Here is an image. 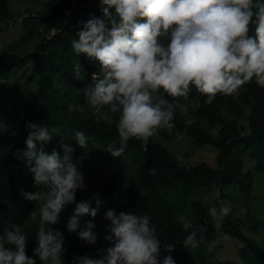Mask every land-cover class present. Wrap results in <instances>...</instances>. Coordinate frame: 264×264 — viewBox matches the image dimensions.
I'll use <instances>...</instances> for the list:
<instances>
[{
	"label": "clouds",
	"instance_id": "clouds-1",
	"mask_svg": "<svg viewBox=\"0 0 264 264\" xmlns=\"http://www.w3.org/2000/svg\"><path fill=\"white\" fill-rule=\"evenodd\" d=\"M99 5L102 16L82 21L71 47L99 63L100 75L91 77L95 82L85 87L84 95L97 122L102 119L109 128L115 123L118 141L104 147L114 158L124 155L130 140L140 141L146 151L150 138L161 131L173 135L177 115L185 126L194 124L196 115L181 102L190 99L193 89L211 105L217 94L239 95L253 80L264 88V0H99ZM73 74L79 81L87 75L81 64L74 65ZM200 107L199 99L193 101L192 113ZM69 108L84 111L82 105ZM26 127V148L13 155L25 163L34 186L44 189L20 192L39 202V218L36 211L29 215L37 227L36 246L28 255V236L11 223L0 232V264H38L37 258L40 264H65V236L51 225L74 204L67 230L96 245L97 225L93 220L81 225V218H95L103 202L99 193L77 202V190L86 191L87 185L70 144L61 143L63 155L45 149L54 136H63L61 129L31 121ZM74 140L85 149L95 143L83 130L74 132ZM204 202L214 219L231 212L215 181ZM104 217L111 222L104 236L110 246L99 248L96 256L74 255L69 264H176L174 246L164 244L162 253L160 233L148 214L108 208ZM178 221L187 233L184 247L198 248L206 229L186 215Z\"/></svg>",
	"mask_w": 264,
	"mask_h": 264
},
{
	"label": "trees",
	"instance_id": "trees-1",
	"mask_svg": "<svg viewBox=\"0 0 264 264\" xmlns=\"http://www.w3.org/2000/svg\"><path fill=\"white\" fill-rule=\"evenodd\" d=\"M80 8L86 9L92 16H102L99 0H45L41 9L33 12V16L27 14L19 22L22 31L28 33H32L37 25H43V33L36 42L34 51L17 56L10 52L9 48L0 50V115H5L4 126H1L0 122V232L11 223L20 225L28 236L27 254L33 255L37 227L31 223L29 215L31 211H36L39 218V202L24 199L20 192L44 189L42 186H34L32 174L25 163L13 155L17 148H26V123L31 121L49 129H61L63 136H54L45 145V149L51 152L55 148L63 155L61 143L70 144L73 148V162L78 166L82 164L85 148L76 143L74 132L83 130L85 135L95 142L93 144L90 141L88 147L95 149L100 162L108 167V172L99 174L96 178L85 174L87 190H77L76 200H87L94 193H99L103 203L96 217L103 218L105 226L111 223L104 217L108 208H115L117 213L131 211L136 214H148L160 233L158 238L161 240L162 253L164 244L174 246L171 254L176 264H189L190 258L197 264H235L228 259L208 256L209 246L217 236L218 226L224 235L239 241L237 252L241 261L245 264H264V240L258 236H250L243 230V226L247 224L246 226L257 233L264 231V216H254L246 211L242 218L240 213L235 212L233 203L234 187L245 200L253 199L251 192L254 178L252 170L244 168L242 153L247 151L256 161L255 168H262L264 88L253 80L242 87L238 98L217 94L211 105L204 104L206 97L193 89L189 101L199 99L201 104L195 113H192V108L189 107L190 114L197 117L196 122L185 126L184 118L180 116L176 117L175 122L177 126L184 128L194 145L207 143L218 150L216 166L205 160L193 164L180 163L168 151L167 146L155 137L150 138L146 151L140 141L130 140L124 155L114 158L104 147L113 140L118 141L115 123L109 128L102 119L97 122L84 95L85 87L95 82L91 77L100 75L99 63L89 62L85 54L77 55L71 47V31L78 24ZM10 14L8 0H0V19L9 17ZM36 17H40L42 22L36 23L32 20ZM52 27L57 31L49 35L47 30ZM28 63L31 66V72L26 76L28 81H21L25 71L23 69ZM76 64H81L82 71L87 74L83 81L74 78L73 68ZM19 69L23 71L20 78L13 83L15 91L13 90L7 98L4 92L11 84L10 76L16 75ZM35 75L36 78L32 79ZM32 81H35L34 89L29 88ZM70 105H82L84 111L73 110V116H68ZM242 105L248 107L247 113ZM223 108L229 109L235 117L225 118ZM244 115L249 126L247 133H243L245 123L239 121ZM115 119L113 116L114 121ZM204 120L210 126L217 127V134L202 125ZM174 134L168 135L167 132L161 131L159 135L169 139ZM60 139L62 141H59ZM127 159H130L134 166L126 179L125 191L122 192L121 168ZM151 169H155V172ZM213 181L220 190L221 198L231 205V212L221 217L217 226L204 199H190L198 190L205 197ZM177 186L181 192H171ZM188 203L191 210L186 213ZM92 206L95 207L94 200ZM74 207V204L67 205L61 213L60 222L51 225L62 231L65 239L77 236V233H70L66 227ZM181 215H186L196 225L206 229L203 233L204 242L198 248L184 247L183 240L187 233L178 221ZM88 217L86 215L81 218V225ZM105 226L97 241L101 245L110 246V242L104 240V236L108 234ZM84 248L77 242H69L65 247V264H69L74 255L92 256ZM37 261L40 264L38 258Z\"/></svg>",
	"mask_w": 264,
	"mask_h": 264
},
{
	"label": "rangeland",
	"instance_id": "rangeland-1",
	"mask_svg": "<svg viewBox=\"0 0 264 264\" xmlns=\"http://www.w3.org/2000/svg\"><path fill=\"white\" fill-rule=\"evenodd\" d=\"M45 0H8V7L10 9V16L6 18L0 19V50L9 48V51L14 53L17 56H23L25 53H31L34 51V46L36 42L39 40L40 35L43 33L42 28L43 25L39 24L37 25L36 29L31 32H24L21 29V26L19 22L21 19L27 15L31 14V16L34 15L38 10L41 9L43 2ZM74 3L72 4V6ZM34 12V13H33ZM92 15L89 14V12L86 11L84 8H80L78 11V24L76 25L75 29L71 31L72 38H78L76 37L77 31L82 27V21H87ZM36 23H41V18H32ZM44 23V22H43ZM56 28H49L47 30V33L51 35L52 33L56 32ZM166 42V41H165ZM11 44V46H9ZM26 63V62H25ZM27 64V66L23 69L24 74L22 76L21 81H26V76L30 74L31 72V66ZM19 69L16 75L10 76V85L6 87L5 89V95L8 98L12 93L13 90L15 91V87L13 86L14 82L17 81L20 76L21 72L23 71ZM37 75L33 76L32 79L36 78ZM28 81V80H27ZM34 83L35 81H32L30 84L31 89H34ZM14 87V89H12ZM235 97L238 98V95ZM182 103L187 104L189 107L191 106V103L189 100H181ZM245 113L248 112V107L246 105H242ZM224 117L230 118L235 117V115L227 108H223ZM74 111L70 110L68 108V116H73ZM180 116V115H177ZM4 117L5 115L2 113L0 115V122L1 126H4ZM97 118L96 116H94ZM182 117V116H180ZM239 121L245 123L246 128L243 130V133H247L249 130V126L247 123V118L244 115ZM202 125L208 128L213 134H217V127L210 126L205 120L202 121ZM66 131V130H65ZM64 131V132H65ZM175 134L172 138L164 139L162 136L158 135L155 136L156 139L160 140L164 145L167 146L168 151L174 155L180 163H197L201 160L207 161L210 165L216 166V155L218 153V150L207 143H203L201 145H194L191 142L190 137L184 132V128L181 126H177L175 129ZM59 141H62L61 139ZM243 161H244V168L252 170L253 175V188H252V200H245L244 197L240 194V192L234 187L233 193L235 195V199L233 200L234 203V209L235 212L240 213L241 217L243 218L244 213L248 211L249 214L257 216L262 215L264 216V159L262 161V168L256 169L255 159L248 154V152L242 153ZM134 166V163L127 159L124 161L122 168H121V185H120V191H125L126 186V179L128 175L131 173L132 168ZM84 174L88 175L90 178H96L99 174H105L108 172V167L102 164L98 158V155L95 152V149L92 150L90 147H87L85 150H83L82 154V164L79 166ZM171 192H181V189L177 186L175 189L171 190ZM196 199H204V194L200 192L199 190L194 194V197ZM191 205L187 204V211L186 213L190 212ZM259 216V217H262ZM87 220H93V222L97 225V228L95 231L99 234L102 228L105 226V220L103 218L99 217H91L89 216ZM221 217L215 218L216 226L220 223ZM245 224L243 226V230L246 231L250 236H258L259 239L264 240V231H261L257 233V231L251 230L248 226ZM217 236L213 241L211 242L209 246V257H217L219 259H228L230 261H233L235 264H245L243 261L240 260V257L238 255V246L239 241L231 236L224 235L218 228ZM99 237V235H98ZM77 242L79 245L85 247V251L90 253L92 256L97 255V250L101 247H107L104 245L99 244L97 241L96 245H88L78 239V236L76 237H70L65 239L64 246L66 247L68 243L70 242ZM189 264H197L194 261H189Z\"/></svg>",
	"mask_w": 264,
	"mask_h": 264
}]
</instances>
